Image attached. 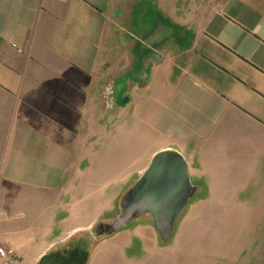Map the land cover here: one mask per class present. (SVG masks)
<instances>
[{"label": "crops", "instance_id": "1", "mask_svg": "<svg viewBox=\"0 0 264 264\" xmlns=\"http://www.w3.org/2000/svg\"><path fill=\"white\" fill-rule=\"evenodd\" d=\"M109 2L0 0V246L20 262L25 238L38 261L93 227L74 207L95 198L99 152L104 181L126 183L121 198L154 153L172 149L193 197L264 210V12L244 0L206 8L174 76L157 63L142 84L113 83L100 110Z\"/></svg>", "mask_w": 264, "mask_h": 264}, {"label": "rangeland", "instance_id": "2", "mask_svg": "<svg viewBox=\"0 0 264 264\" xmlns=\"http://www.w3.org/2000/svg\"><path fill=\"white\" fill-rule=\"evenodd\" d=\"M220 1L223 0H110L103 8L101 50L106 62L97 97L99 109L110 104L113 83L117 86L132 77L135 83L142 84L145 72L157 63L164 64L162 74L174 76L187 51V36L197 28L200 14ZM244 1L264 12V0ZM169 24L173 33L162 38ZM107 86L110 91L106 98ZM95 155L98 163L91 173L96 176L91 183L96 187L95 198L80 200L74 207L83 210L77 217L80 223L94 220V225L58 241L49 251L76 248L87 253L86 264H264V210L250 207L248 200L202 199L197 194L179 214L165 242L160 240L147 213L105 237L101 225L120 213L121 191L126 183L105 182V175L112 178L104 163L106 157L102 152ZM21 244L27 245L21 262L17 257L18 264H36L38 247H28L26 238Z\"/></svg>", "mask_w": 264, "mask_h": 264}, {"label": "water", "instance_id": "3", "mask_svg": "<svg viewBox=\"0 0 264 264\" xmlns=\"http://www.w3.org/2000/svg\"><path fill=\"white\" fill-rule=\"evenodd\" d=\"M188 174L184 157L176 150L165 149L153 154L147 167L122 196L121 211L108 223H102L105 231L112 234L142 213L151 216L153 226L162 242L167 241L174 224L196 192ZM86 252L48 251L36 264H86Z\"/></svg>", "mask_w": 264, "mask_h": 264}, {"label": "built area", "instance_id": "4", "mask_svg": "<svg viewBox=\"0 0 264 264\" xmlns=\"http://www.w3.org/2000/svg\"><path fill=\"white\" fill-rule=\"evenodd\" d=\"M109 86H107L104 90V97H108L109 94ZM0 264H18L17 256L15 255L12 249L0 246Z\"/></svg>", "mask_w": 264, "mask_h": 264}, {"label": "flooded vegetation", "instance_id": "5", "mask_svg": "<svg viewBox=\"0 0 264 264\" xmlns=\"http://www.w3.org/2000/svg\"><path fill=\"white\" fill-rule=\"evenodd\" d=\"M74 250L76 249V248H73ZM73 249H71V250H69V251H72ZM68 251V250H67Z\"/></svg>", "mask_w": 264, "mask_h": 264}]
</instances>
